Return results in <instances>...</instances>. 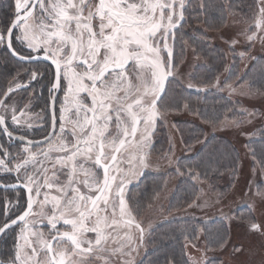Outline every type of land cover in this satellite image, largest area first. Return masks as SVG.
Here are the masks:
<instances>
[{
    "label": "snow or ice",
    "instance_id": "obj_1",
    "mask_svg": "<svg viewBox=\"0 0 264 264\" xmlns=\"http://www.w3.org/2000/svg\"><path fill=\"white\" fill-rule=\"evenodd\" d=\"M254 3V23L227 41L234 56L252 61L257 58L247 48L257 39L264 43V0ZM215 10L218 21L210 18ZM201 16L203 45L210 31L223 33L243 22V0H0V61L15 71L8 86L0 87V238L11 236L0 264H211L208 251L229 245L234 254L244 251L231 238L233 223L264 236V221L254 214L257 201L264 206V187L258 186L246 218L230 215L232 208L221 209L215 227L210 219L178 227L185 240L179 256L165 251L155 261L140 258L150 241L153 250L162 246L155 237L157 225L144 213L155 209L166 183L155 185L150 195L141 184L152 164L156 133L168 116L187 112L201 122L189 139L204 155L182 160L170 143L163 157L177 178L211 186L225 169L236 176L242 166L239 154L215 143L217 130L228 128L247 136L243 148L253 172L258 166L264 173V125L256 130L262 141L257 149L250 146L252 134L244 132L252 119H230L237 109L219 102L209 108L200 99L213 89L264 98V62L240 75L234 64L226 65L222 78L219 72L210 75L218 69L210 57L193 65L208 74L197 79L190 72L187 84L179 78L184 61L177 60V45L180 57L187 47L204 51L185 30L191 19L200 23ZM241 39L245 50L237 54ZM42 80L48 97L45 108L34 113L39 97L33 85ZM185 89L196 94L195 101ZM39 129L37 139L33 133ZM192 148L186 145L196 156ZM223 199L221 194L216 203ZM185 204L189 209L205 206L199 197ZM201 239L204 255L185 251H199Z\"/></svg>",
    "mask_w": 264,
    "mask_h": 264
},
{
    "label": "rangeland",
    "instance_id": "obj_2",
    "mask_svg": "<svg viewBox=\"0 0 264 264\" xmlns=\"http://www.w3.org/2000/svg\"><path fill=\"white\" fill-rule=\"evenodd\" d=\"M258 13V7L255 3V12L253 14L252 20L244 19L243 22L238 27H229L223 31V33L218 31H210L209 32V41L219 47L221 50L224 51L226 54V57L229 59L231 51L229 50L228 46V39L235 35L237 31H239L241 28L247 27L248 24L254 23V20L256 18V14ZM228 23L231 24V18L228 19ZM185 30L188 33L189 37H192L193 34H198L199 32L203 30V26L200 23H192V19L185 24ZM255 31V29H253ZM261 35H264V33H261ZM244 43L243 39H241V43L236 46V53L238 54L240 51H243L241 45ZM177 51V60L178 62L183 59L184 63L182 67L179 69V78L187 84L189 82L188 74L190 72H193L194 68L193 65H200L203 64V60L193 53L191 47H187L184 53L183 57L179 56L180 50ZM247 51L250 52L251 56L255 55H264V43L261 42V40L257 39L254 43L249 45L247 48ZM238 56V55H237ZM249 59H245V64H247ZM245 64L243 65V68L245 67ZM25 80L27 77L24 78ZM11 81V80H10ZM9 81V82H10ZM8 82V84H9ZM6 85V87L8 86ZM5 87V88H6ZM246 92V89H245ZM225 95H227L229 98L234 99L239 106H236L235 109H237V113L234 117L231 119H252L251 124H246L244 126V132L254 135L253 132L255 131V122H260L261 126L264 125V98L261 97H249L246 94H242L239 90L235 94H231L228 90L224 91ZM18 95V96H17ZM21 95V93L16 94L15 98H18ZM25 103L27 101H24ZM240 102V103H239ZM246 109L247 112L244 114H241L239 110ZM255 111L256 115L254 117H249L247 113H251ZM178 118H185L189 119L190 117L186 112L181 114H173L168 116L166 120H164L156 133V143L155 147L151 154V160L152 164L147 170L146 179L142 182L141 188L143 189L146 186L147 180H149V177H152L153 175H162L167 174L166 170L169 168V161L164 159L165 153L158 155L156 153V148L158 147V141L162 138V133L165 132L168 137V146L171 143L173 145V152L175 156L180 157L184 154L189 153L186 150V147L182 145L179 136L173 127L174 120ZM210 129H207L209 131ZM215 134L218 135H224L225 137H228L234 142V145H236L237 149L240 152L241 155V161L242 166L240 167L239 173L236 177L235 185L227 192L225 193H213L211 192L206 183L201 185L199 181H195L196 184L199 187V193L198 196L201 199V202L203 205H205L202 208H185L180 211L176 212H167V203L170 195L173 193V190L175 188V185L179 181L180 178H177L176 176H170L166 175L163 177V185L166 183V187H164L163 191L161 192L160 199L157 201L155 209L152 211H145L144 216L153 222L154 224H158L160 222H163L167 219L172 218H192V219H202V220H213V219H220L221 215V209L224 212H228L229 208H232L235 210V208L243 205H250L253 203L252 201V194L257 191V187H264V173H262L259 169H256L255 172H253L252 167V160L249 156L245 154V149L243 148L244 141L247 138V136L242 135L241 132L234 128H228L225 130H217ZM193 149V148H192ZM174 166V165H173ZM223 195L224 199L222 203H216L218 200V197ZM214 205V206H213ZM262 212H264V206L260 205V202H256V208H255V216L258 221H264V215H262ZM230 215H233L232 213H229ZM235 216V214H234ZM227 223V222H226ZM230 227L231 232V238L235 242V246L240 247L242 246L244 248V251L240 254H234L233 253V245H229L226 250H215L209 252L208 257H220L222 261L219 264H264V236H261L260 234H251L248 232L243 226L240 225L239 221L236 223H233ZM148 251H151L152 245L148 244ZM201 247V245H200ZM202 248V247H201ZM141 257L143 258L145 254V249L141 248ZM189 254L193 256H202L201 250L197 251L194 248H189Z\"/></svg>",
    "mask_w": 264,
    "mask_h": 264
},
{
    "label": "trees",
    "instance_id": "obj_3",
    "mask_svg": "<svg viewBox=\"0 0 264 264\" xmlns=\"http://www.w3.org/2000/svg\"><path fill=\"white\" fill-rule=\"evenodd\" d=\"M7 2H8V0H3V3H7ZM233 2L239 3L240 0H233ZM254 12H255L254 0H243V15H244L245 19L252 20ZM193 16H195V13H193ZM210 18L213 19L214 21H218L220 18L219 10L212 11L210 13ZM203 19H204V17L201 16V22H200L201 24H202ZM193 22L198 23L195 19H192V23ZM227 23H228V21H227ZM192 39L196 42L198 47H203L204 51L202 54L201 53H195L203 61L209 59L210 57H214V59L211 62L214 65H218V69L217 68L212 69L210 75L213 77L217 74V72H219V74L221 75L222 78L224 75H227V73L224 71V68L226 65H233L234 64L235 73L237 75H240V74H243L245 71L251 72L252 69H251V67H249V65L255 66V65H259L261 62H264V55H255L254 57L257 58L256 61L248 60L247 64H245L246 63V61L244 62L245 59H241L237 55L234 56V54L232 52L230 53V57L228 59L226 57V54L224 53V51L221 50L219 47L213 45L210 41H208L207 44L201 45V42L199 40V35L197 33L196 34L192 33ZM176 50H178V51L180 50L179 45H177ZM244 64H245V67L243 68ZM11 69H12L11 63L4 66L3 62L0 61V87H6L8 82L15 75V71H10ZM193 72H195L197 79L208 74V73H206L205 67H196V68H194ZM247 78L248 77H245V79H247ZM233 79H234V77H233ZM190 93L193 95V100L195 101L196 94L192 93V90L185 89V92H184L185 95H188ZM200 99L203 102V105H206L209 108H211L214 104L219 106L217 104V102H219L220 104L227 105L228 108H235L236 106H239L238 103L234 99H231L227 95H225L224 91L220 92V91L215 90V89L208 92L207 95L200 94ZM236 113L237 112H235L232 117H234ZM187 114L190 117L189 119L178 118V119L174 120V124L178 125L179 129L182 131H177L176 128H175V130L179 136V139H180L182 145H184L185 147H186V145H192L193 146L192 151L196 152L197 154H196V156H191L190 153H187V154H184L180 157L182 160H184V159H199L200 156L204 155V152L203 151H197L200 148V146L198 144H195V142L193 140L189 139V137L192 134V130H194L197 125H200L201 122L198 118L192 116L189 113H187ZM232 117H230V119ZM262 122L263 121H260L257 123L255 122V124H256L255 128H254L255 131L253 132L254 135L252 136V143L250 144V146L256 147L257 149L259 148L262 141L260 140L259 136L257 135L256 130L261 127ZM205 131H207V128L205 129ZM182 134H183V142L181 139ZM168 142L169 141H168L167 134L165 132H163L162 138L158 141V147L156 148V153L158 155H161V154L168 151V148H169ZM248 142H249L248 139H246L244 141V144L248 143ZM215 143H218L220 146H226L229 149L235 148L236 152L239 154V159L241 160V155H240L239 150L237 149L236 145H234V142L231 139H229L228 137H225L224 135L215 134ZM250 159H251V157H250ZM252 167H253V163H252ZM256 169H259V167L257 166ZM223 172H224V174L222 176H218L211 181V186L208 183H206L208 189L211 192H213V193H225V192L229 191L235 185L236 177H237L239 171L236 173V176H230L228 174V172H229L228 169L223 170ZM166 173H167L166 175H170V176L174 177V175H172L167 170H166ZM166 175L165 174L153 175L152 177H149V180H147V182H146V187L148 189L149 195L152 193L155 185H157V184L163 185V181H164L163 177ZM193 185L195 187H193ZM198 193H199V187L195 181H190V180H185V179L180 178L179 181L177 182V184L175 185L173 193L170 195V197L168 199L167 208H166L167 212H176V211H180V210L187 208V205L185 204V200H187L188 202H191L192 199L197 198ZM232 214L233 215L235 214L236 217L243 216L246 218L249 214V207L246 205L239 206V207L235 208V210H234V212H232ZM201 220L202 219L172 218V219H167L163 222L158 223L156 226V230H155V237L158 240H161L162 246L158 250L152 249L151 251L147 252L146 255L142 259L145 262H147L149 260L155 261L158 257H162V254L165 251H168V252L175 251L176 255L179 256L181 253V246L185 244V240H184V237L179 235L178 231H176V230L178 229L179 226H182L183 224L197 223L198 221H201ZM219 222H220V219H213V220H210V225L215 227L219 224ZM173 237H178V239L173 238ZM204 243L205 242L203 239H201L199 241V249L201 250V253L203 255L205 254L204 253ZM150 244L152 245L151 241H150ZM200 245L202 248L200 247ZM185 251L189 254V249H185ZM209 252H211V251H208L207 255H209ZM209 258L211 260V264H219L222 261V259L220 257H218V258L209 257Z\"/></svg>",
    "mask_w": 264,
    "mask_h": 264
},
{
    "label": "flooded vegetation",
    "instance_id": "obj_4",
    "mask_svg": "<svg viewBox=\"0 0 264 264\" xmlns=\"http://www.w3.org/2000/svg\"><path fill=\"white\" fill-rule=\"evenodd\" d=\"M46 83H47L46 80H42L39 83H36V84L33 85V87L37 90V96L39 97V99L35 102V107L33 108V112L34 113H40L41 109L45 108V102H46L47 97H48V89L45 86ZM29 92H31V89H29ZM24 95L26 96L27 94L25 93ZM59 95L62 98L63 93H60ZM57 108H59V102L57 103ZM41 114L43 115V113H41ZM57 115H58V112H57ZM47 119L49 121L51 119V110H50V108H49V111H48ZM42 131H43V129H39L37 132L33 133L35 138L39 139L40 138V133ZM0 195H3V193H0ZM4 239H7V241H8L7 244L4 243ZM10 247H11V236H9L7 238H0V254H6Z\"/></svg>",
    "mask_w": 264,
    "mask_h": 264
}]
</instances>
